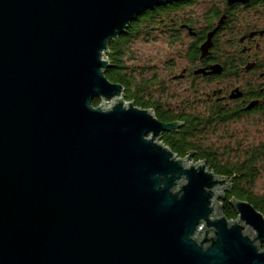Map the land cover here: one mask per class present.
Returning a JSON list of instances; mask_svg holds the SVG:
<instances>
[{"label": "water", "instance_id": "obj_1", "mask_svg": "<svg viewBox=\"0 0 264 264\" xmlns=\"http://www.w3.org/2000/svg\"><path fill=\"white\" fill-rule=\"evenodd\" d=\"M174 1L0 0V264H264V215L221 211L243 172L179 157L159 136L183 122L105 75L109 41Z\"/></svg>", "mask_w": 264, "mask_h": 264}, {"label": "flooded vegetation", "instance_id": "obj_2", "mask_svg": "<svg viewBox=\"0 0 264 264\" xmlns=\"http://www.w3.org/2000/svg\"><path fill=\"white\" fill-rule=\"evenodd\" d=\"M194 2L190 0L191 4ZM184 8L185 5L175 8L167 6L165 14L162 13V18L156 22L162 25L160 29L170 39L178 38L180 44L186 37L189 39L185 52L187 63L181 70L183 76L178 78L191 81L202 79L211 86L202 91L203 98L199 103L204 106L194 111L211 115L217 126L229 120H244L251 114L263 113L264 0H236L232 3L227 0H211L208 10L200 15ZM151 30L152 27L148 33ZM210 32H213L210 46L202 55L201 45ZM192 52L194 55L189 56ZM213 64L220 65L219 72L194 73L198 68L208 70ZM162 109H165L164 120L158 119L163 122L179 120L186 124L192 114L187 104L163 106ZM224 115L227 120H221Z\"/></svg>", "mask_w": 264, "mask_h": 264}, {"label": "trees", "instance_id": "obj_3", "mask_svg": "<svg viewBox=\"0 0 264 264\" xmlns=\"http://www.w3.org/2000/svg\"><path fill=\"white\" fill-rule=\"evenodd\" d=\"M188 4H191L190 0L174 1L166 7L175 8L178 5L187 6ZM166 7L162 5L157 6L155 10L144 11L130 22L124 33L109 41V51L106 53V57L112 66L105 71L109 80L122 84L123 95L126 99H132L134 104L139 107L151 108L155 116L160 119H163L165 109H162L163 105L158 104L159 101L153 95V91H155L153 87L155 85L162 87V85L156 81L155 77L138 79L136 76L142 73L141 70L136 72L125 62L124 57L130 53L129 43L139 35L147 36L150 26L162 18V13ZM177 40L178 38H171V41ZM193 55V52L189 54V56ZM98 103V98L93 99L94 105ZM188 108L192 110V114L187 119L186 124L182 121L183 124L174 132L163 131L159 139L173 152H176L179 157H183L189 150L193 151L189 154L191 161L203 160L209 169L218 175L230 176L243 172L230 177L229 190L224 191L223 198L219 201L222 205L221 211L228 220L235 219L237 216L235 209L229 202L231 197L250 202L264 215V192L258 193L254 189L256 178L264 170V142L254 143L246 149L230 148L229 150L226 146L223 150H219L216 144L208 140V136L213 134L217 128L214 119L211 115L195 112L194 107H192L193 109ZM227 116L230 117L229 114ZM227 116L224 115L221 120H227Z\"/></svg>", "mask_w": 264, "mask_h": 264}, {"label": "rangeland", "instance_id": "obj_4", "mask_svg": "<svg viewBox=\"0 0 264 264\" xmlns=\"http://www.w3.org/2000/svg\"><path fill=\"white\" fill-rule=\"evenodd\" d=\"M210 2L211 0H195L193 4L185 6L184 10H191L199 15L204 14ZM150 27L153 30L147 36L139 35L129 43L130 53L124 57L125 62L136 72L141 70L142 73L136 76L138 79L155 77L162 85V87L156 85L153 87L155 90L153 95L156 96L159 104L164 107L187 104L188 107H194L196 110L201 109L204 106L199 103L203 98L202 91L211 87L208 82L202 79L191 81L171 77L184 73L181 70L187 63L185 52L189 39L186 37L180 44L179 41H171L168 35L162 32L160 23L156 22ZM100 103L103 104L104 101L99 99ZM208 140L216 144L219 150H223L226 146L229 150L230 148L246 149L254 143L264 142V111L251 114L244 120H229L219 124L214 133L208 136ZM254 189L258 193L264 192V170L256 178ZM261 248L264 249V245H261Z\"/></svg>", "mask_w": 264, "mask_h": 264}]
</instances>
